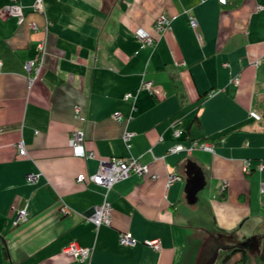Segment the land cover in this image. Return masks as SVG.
I'll list each match as a JSON object with an SVG mask.
<instances>
[{"label": "crops", "instance_id": "obj_1", "mask_svg": "<svg viewBox=\"0 0 264 264\" xmlns=\"http://www.w3.org/2000/svg\"><path fill=\"white\" fill-rule=\"evenodd\" d=\"M18 1L22 23L0 17V125L6 127L0 135V264H81L63 250L72 241L92 248L90 264H193L202 229L239 239L264 234V61L253 63L264 53V0H43V13L33 10L34 0ZM8 3L0 0V7ZM161 13L171 18L170 27L157 31ZM138 26L152 45L140 46ZM43 36L42 66L28 85L24 63L36 56ZM142 79L152 81L153 93L137 90ZM128 91L136 92L134 107L123 97ZM75 104L83 116V147L93 157L72 153ZM125 130L133 132L130 146ZM201 138L216 140L213 151L167 152L174 143ZM19 139L26 155L16 151ZM129 155L148 172L112 185L110 225L95 228L85 216L101 203L104 188L76 175L94 173L100 159ZM188 159L204 175L199 207L185 197ZM171 172L181 180L167 184ZM29 173L38 176L29 182ZM23 207L27 219L13 224ZM121 231L137 242L120 244ZM151 239L159 240L158 250L145 243ZM240 257L238 251L215 264H237ZM249 264L261 263L250 255Z\"/></svg>", "mask_w": 264, "mask_h": 264}, {"label": "built area", "instance_id": "obj_2", "mask_svg": "<svg viewBox=\"0 0 264 264\" xmlns=\"http://www.w3.org/2000/svg\"><path fill=\"white\" fill-rule=\"evenodd\" d=\"M220 2H225L226 0H219ZM33 10L43 13V0H34L32 3ZM261 5H257V9H262ZM7 15H13L16 17L18 23H22L25 20V13L23 6L18 0H10V3L3 5L0 7V17H5ZM171 18L165 14H160L156 17L154 21V28L157 31H164L169 29ZM190 25L195 28L196 19L193 16H189ZM50 24L49 20L45 21L43 25V31L46 33L48 30V26ZM28 25L31 29L36 30L38 26L35 22L30 21ZM134 34L140 43V46L143 47L145 45H152L154 42L153 37L149 34V32L141 26L136 27ZM45 44H46V36L40 38V40L36 44V56L33 59L27 60L24 63V68L27 72V84L30 85L35 77L38 75L40 68L42 66L43 56L45 53ZM261 61H264V53L261 57L257 58L253 61L254 64H257ZM1 63V61H0ZM233 82H237L238 78L233 77ZM144 89L149 93H153V83L151 80L142 79L141 83L137 90ZM210 92L209 94H211ZM124 99L130 100L132 102V107H134V101L136 99V92L128 91L124 94ZM73 115L78 120L77 125H75L70 131V147L72 149V153L75 156L80 157H93L94 154L92 151H87L83 147V139H84V131L81 121L83 120V116L81 114V107L78 104L73 106ZM249 115L254 117L255 119H259L261 115L254 111L250 110ZM113 118L117 121H120L123 116L120 111H114L112 114ZM6 131V127L0 125V135ZM181 131L179 129L173 130V136L178 137ZM133 136V132L131 131H123L122 138L125 141L127 146H130V140ZM214 142L210 140H200L193 139L190 141L189 145H183L180 142L174 143L172 146L168 147V153H175L179 151H184L187 154H190L193 149H203L207 151H213ZM15 148L18 154L26 155L27 150L26 146L22 139H19L15 142ZM251 167V163L249 159H244L242 164V169L245 172H249ZM256 168L262 169L263 163H258ZM148 172V166L139 161L137 157L132 155L129 156H111L106 159H100L98 161L97 169L94 173L85 175L84 173H78L76 175V180L78 182L89 181L96 185H100L104 188L103 199L101 203L94 206L91 213L86 215L85 218L89 220L95 228H97L101 224L110 225L111 221V204L107 199V193L112 187L114 183L117 181L124 179L128 175L135 173L138 175H142ZM38 174L29 173L26 176L27 181L31 182L37 178ZM182 176L178 173L171 172L167 175V184L175 181L181 180ZM226 181H222L218 187L220 193H222L226 188ZM264 189V185H261V190ZM61 212H68V208L65 204L60 207ZM27 210L26 207H23L17 211V214L13 220V224H18L27 219ZM118 241L123 245H134L137 240L129 231H121L118 234ZM146 244L151 246L154 249L160 248L159 240L151 239L146 240ZM63 250L73 257H75L81 264H90V256L92 248L88 246H80L76 242L72 241L63 246Z\"/></svg>", "mask_w": 264, "mask_h": 264}, {"label": "water", "instance_id": "obj_3", "mask_svg": "<svg viewBox=\"0 0 264 264\" xmlns=\"http://www.w3.org/2000/svg\"><path fill=\"white\" fill-rule=\"evenodd\" d=\"M184 173L186 201L193 204L197 200V192L204 186V175L200 167L191 159L186 161ZM263 236L264 234L254 233L239 239L233 232L223 233L202 229L196 234L198 246L193 264H215L221 254L233 248L246 250L250 255L255 256L260 251Z\"/></svg>", "mask_w": 264, "mask_h": 264}, {"label": "trees", "instance_id": "obj_4", "mask_svg": "<svg viewBox=\"0 0 264 264\" xmlns=\"http://www.w3.org/2000/svg\"><path fill=\"white\" fill-rule=\"evenodd\" d=\"M200 140H210V141H213L214 143L216 142V140L211 139V138H207V139L201 138ZM258 163H260V161ZM250 170H251V167H250ZM224 191L221 193L222 194L221 196L223 197H224ZM238 251L241 252V257L239 258V260H237V264H248L250 254L246 250L237 249V248H233L229 251L224 252L220 258L221 262H226L234 253ZM255 257L257 261H259L261 264H264V236L262 237V240H261L260 251L258 254L255 255Z\"/></svg>", "mask_w": 264, "mask_h": 264}, {"label": "rangeland", "instance_id": "obj_5", "mask_svg": "<svg viewBox=\"0 0 264 264\" xmlns=\"http://www.w3.org/2000/svg\"><path fill=\"white\" fill-rule=\"evenodd\" d=\"M220 2V1H219ZM222 3H224V2H222ZM161 14H164V13H161ZM160 15V14H159ZM166 15V14H165ZM7 16H9V15H7ZM156 19V18H155ZM40 40V39H39ZM45 47H46V44H45ZM219 187V186H218ZM204 193V188L203 189H201L199 192H198V195H199V197L200 196H202V194ZM196 207H199V202H196ZM198 214H200V212H199V210H198V208H197V221H199V219L201 218V214H200V216H198ZM221 256H222V254H221ZM221 256L219 257V258H221ZM248 264H249V261H248Z\"/></svg>", "mask_w": 264, "mask_h": 264}]
</instances>
